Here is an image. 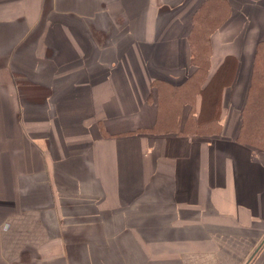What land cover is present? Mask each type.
Here are the masks:
<instances>
[{"label": "crops", "instance_id": "crops-1", "mask_svg": "<svg viewBox=\"0 0 264 264\" xmlns=\"http://www.w3.org/2000/svg\"><path fill=\"white\" fill-rule=\"evenodd\" d=\"M205 1L0 0V264L247 259L264 236V147L236 138L264 0H212L226 19L208 78L228 59L218 134L163 133L189 106L169 124L151 86L193 74Z\"/></svg>", "mask_w": 264, "mask_h": 264}, {"label": "trees", "instance_id": "trees-1", "mask_svg": "<svg viewBox=\"0 0 264 264\" xmlns=\"http://www.w3.org/2000/svg\"><path fill=\"white\" fill-rule=\"evenodd\" d=\"M222 2L216 3L212 0L205 1L191 18V30L187 37L191 48V65L194 67L193 74L186 82L174 84L170 82L156 81L152 83L158 94V107L165 106L166 113L164 120L169 124L180 121L178 115L179 108L189 106L186 121L182 127L180 122L176 123L174 129L164 132H173L174 135H196L199 137H210L219 132L221 98L220 89L215 99L206 100L209 104L205 108L204 94L212 85L213 81L219 77L225 68L227 60L218 69L214 78H208L209 58H210V36L225 21V11ZM221 82L220 85H223ZM221 87V86H220ZM200 97L202 108L195 112L193 102L196 97ZM202 96V97H201ZM211 102V103H210ZM242 124L237 135L239 144L264 147V41L256 47L252 74L246 99L241 111ZM153 131V130H152ZM139 132V133H138ZM148 131L136 130L132 133L142 134ZM151 132V130H150ZM168 134V133H167Z\"/></svg>", "mask_w": 264, "mask_h": 264}, {"label": "rangeland", "instance_id": "rangeland-1", "mask_svg": "<svg viewBox=\"0 0 264 264\" xmlns=\"http://www.w3.org/2000/svg\"><path fill=\"white\" fill-rule=\"evenodd\" d=\"M221 83V80L220 79H216L214 83H212V85L210 86V88L207 90V92L204 94L205 96V99L207 100H210L209 98H214L216 97V92L218 91V87H219V84ZM211 103V102H210ZM208 103L206 105L207 109H208Z\"/></svg>", "mask_w": 264, "mask_h": 264}, {"label": "water", "instance_id": "water-1", "mask_svg": "<svg viewBox=\"0 0 264 264\" xmlns=\"http://www.w3.org/2000/svg\"><path fill=\"white\" fill-rule=\"evenodd\" d=\"M264 246V236L262 239L258 242V244L254 247V249L251 251L250 255L247 257V259L243 262V264H251V262L254 260V258L258 255V252L262 249Z\"/></svg>", "mask_w": 264, "mask_h": 264}]
</instances>
